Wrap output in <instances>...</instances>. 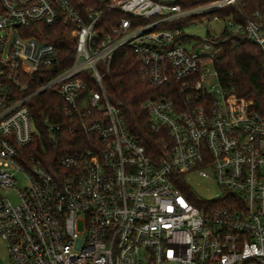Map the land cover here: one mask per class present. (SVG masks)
Listing matches in <instances>:
<instances>
[{
	"label": "built area",
	"instance_id": "1",
	"mask_svg": "<svg viewBox=\"0 0 264 264\" xmlns=\"http://www.w3.org/2000/svg\"><path fill=\"white\" fill-rule=\"evenodd\" d=\"M242 1L0 0V189L16 198L0 194L6 264H264V111L228 88L216 67L220 42L252 43L264 55V21L243 12ZM230 7L240 20L218 15ZM106 11L123 15L108 26ZM57 22L75 42L67 58L22 32ZM191 24L207 27L205 36L184 34ZM122 48L142 81L174 82L180 92L142 102L162 136L155 159L104 85ZM51 89L62 119L46 125L51 144L62 127L85 135L82 150L55 164L25 150L35 132L28 102ZM193 176L220 194L198 195Z\"/></svg>",
	"mask_w": 264,
	"mask_h": 264
},
{
	"label": "trees",
	"instance_id": "2",
	"mask_svg": "<svg viewBox=\"0 0 264 264\" xmlns=\"http://www.w3.org/2000/svg\"><path fill=\"white\" fill-rule=\"evenodd\" d=\"M78 7L91 5L95 0H70ZM182 6H194L205 0H174ZM241 10L247 14L257 11L264 21V0H243ZM2 10L0 3V11ZM231 14L234 20H240V9L230 7L218 12L220 17ZM123 14L106 11L103 20L112 25L113 21ZM187 21L176 23L183 26ZM70 27L60 22L52 26L32 23L23 29L26 37H35L41 41L56 45L63 57H69L74 51L75 42L69 35ZM209 32V31H208ZM218 61L216 67L223 77L225 85L238 96L252 102L256 110L264 111V55L260 49L248 42L235 43L232 40L220 42L217 46ZM70 61L66 60V66ZM138 62L133 52L127 48L118 50L110 64V69L104 78V85L113 103L119 104L124 115L128 131L145 147L146 153L152 158L163 154L161 135L150 130L148 113L142 108V102L148 98L169 95L179 97L180 92L174 82L165 86H153L142 81L137 75ZM29 90L35 89L44 78L36 79ZM90 82L88 88L92 87ZM60 101L54 89L35 95L28 102V108L35 132L30 143L25 147L27 153L49 161L52 164L61 155L78 152L84 148L85 135L81 132H69L65 127L56 131V142L51 144L47 123L61 124L59 111ZM185 192L190 195L196 205H201L197 195L186 186Z\"/></svg>",
	"mask_w": 264,
	"mask_h": 264
},
{
	"label": "rangeland",
	"instance_id": "3",
	"mask_svg": "<svg viewBox=\"0 0 264 264\" xmlns=\"http://www.w3.org/2000/svg\"><path fill=\"white\" fill-rule=\"evenodd\" d=\"M209 26L217 30L219 27V23L212 22L209 23ZM206 29L207 27L203 25L191 24L183 27V33L192 35L198 39L205 36ZM189 184L198 195L205 198L216 197L220 194L219 189L214 183H212L209 180L202 179L200 177H196V176L190 177ZM22 186H23L22 182H19L18 187L20 188ZM0 194L4 197L9 198L13 203L16 202V198L12 191L6 189H0ZM7 262H8V252H7L6 242L0 237V264H6Z\"/></svg>",
	"mask_w": 264,
	"mask_h": 264
},
{
	"label": "water",
	"instance_id": "4",
	"mask_svg": "<svg viewBox=\"0 0 264 264\" xmlns=\"http://www.w3.org/2000/svg\"><path fill=\"white\" fill-rule=\"evenodd\" d=\"M51 143H53V141H51Z\"/></svg>",
	"mask_w": 264,
	"mask_h": 264
}]
</instances>
